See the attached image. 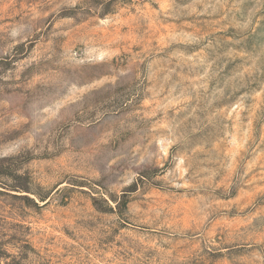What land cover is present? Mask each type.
Returning <instances> with one entry per match:
<instances>
[{"label": "rangeland", "instance_id": "obj_1", "mask_svg": "<svg viewBox=\"0 0 264 264\" xmlns=\"http://www.w3.org/2000/svg\"><path fill=\"white\" fill-rule=\"evenodd\" d=\"M0 264H264V0H0Z\"/></svg>", "mask_w": 264, "mask_h": 264}]
</instances>
